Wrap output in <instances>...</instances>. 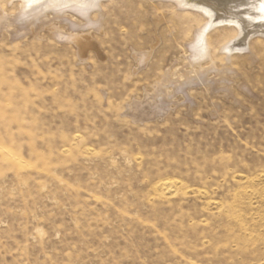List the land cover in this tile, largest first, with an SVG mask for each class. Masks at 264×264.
Instances as JSON below:
<instances>
[{
	"label": "rangeland",
	"instance_id": "rangeland-1",
	"mask_svg": "<svg viewBox=\"0 0 264 264\" xmlns=\"http://www.w3.org/2000/svg\"><path fill=\"white\" fill-rule=\"evenodd\" d=\"M0 4V264H264L262 37L176 89L201 16L102 0L77 44Z\"/></svg>",
	"mask_w": 264,
	"mask_h": 264
},
{
	"label": "bare ground",
	"instance_id": "bare-ground-1",
	"mask_svg": "<svg viewBox=\"0 0 264 264\" xmlns=\"http://www.w3.org/2000/svg\"><path fill=\"white\" fill-rule=\"evenodd\" d=\"M159 1L173 3L182 10L191 12L197 17L201 16L202 19L205 18L195 31L194 37L192 38L193 40H191L190 44L187 43L189 44L188 66H190L191 72H187L188 76L184 82L175 83L176 89L196 83H207L209 80L206 79V76L210 72L220 71L223 74L231 72L232 75H236L234 74L235 69H233V67H227L225 64L227 68L223 67L222 70H219L215 64L216 58L219 57V60L230 61L232 58L243 56L246 49L250 53V56H253L251 55L252 49L250 43H252L253 37L255 36L262 37L261 39L263 40H260L264 43V12L260 11V5L264 3V0ZM5 2H10L12 3L11 5L15 4L18 6V12L12 19L18 27L15 31L18 34L26 33L30 27H36L37 24H40V26L41 24H50V26L53 25V27L54 25L58 26L53 23L54 20L67 23L66 25H68L72 31L85 28L97 30L101 29L102 26V0H5ZM93 13L94 16H92ZM49 15H52V17H49ZM74 16L79 19V22L73 19L75 18ZM9 21L8 15L0 4V29L8 26ZM56 26L52 28V34L59 40L79 43L78 35H80V32L78 34H66L63 32V29L61 30L59 28L60 25L58 28ZM216 30L234 32V36L225 41L219 48L221 54H216L211 44V37ZM254 48L257 47L254 46ZM146 57V53L142 54L143 61ZM221 79L227 82L231 80L226 77H222ZM168 84H172V81L169 79L165 83L160 84L156 91H161V89L167 87ZM239 85L247 88L245 83H240ZM147 104L150 108H157L160 106L161 102L156 99L153 103L148 102Z\"/></svg>",
	"mask_w": 264,
	"mask_h": 264
},
{
	"label": "snow or ice",
	"instance_id": "snow-or-ice-1",
	"mask_svg": "<svg viewBox=\"0 0 264 264\" xmlns=\"http://www.w3.org/2000/svg\"><path fill=\"white\" fill-rule=\"evenodd\" d=\"M260 11H261V12H264V3H262V4L260 5Z\"/></svg>",
	"mask_w": 264,
	"mask_h": 264
}]
</instances>
